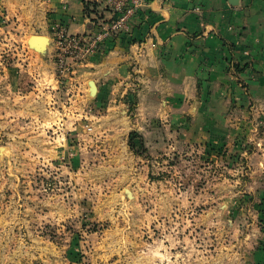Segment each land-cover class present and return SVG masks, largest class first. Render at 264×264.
I'll return each instance as SVG.
<instances>
[{
	"label": "crops",
	"instance_id": "0c3cea01",
	"mask_svg": "<svg viewBox=\"0 0 264 264\" xmlns=\"http://www.w3.org/2000/svg\"><path fill=\"white\" fill-rule=\"evenodd\" d=\"M1 17L6 21L0 33L17 35L32 54L25 69L35 81L32 95L64 92L63 119L51 121L49 130L53 144H62L65 161L86 156L134 175L144 166L148 175L149 166L179 155L199 162L198 172L214 179L218 164L230 166L229 153L239 139L248 143L251 150L242 153L240 167L218 177L227 183L234 175L250 198L240 211L252 232L228 242H236L232 247L242 264H264V0H150L99 53L79 63L68 59L63 80L55 74L53 29L92 35L114 18L105 0H0ZM33 35L48 38L45 52L30 49ZM5 78L18 86L23 77L9 68ZM218 149L225 155L217 156ZM187 206L189 217L179 219L191 228L186 264H198L199 229L206 227L207 241H213L216 220L201 219L198 212L194 217L199 210ZM204 206L213 212L214 198ZM210 252L215 249L207 245L206 264Z\"/></svg>",
	"mask_w": 264,
	"mask_h": 264
},
{
	"label": "rangeland",
	"instance_id": "374dc122",
	"mask_svg": "<svg viewBox=\"0 0 264 264\" xmlns=\"http://www.w3.org/2000/svg\"><path fill=\"white\" fill-rule=\"evenodd\" d=\"M30 63L32 54L18 36L0 33V264H186L191 228L179 219L189 217L192 203L199 210L194 217L198 212L201 219L216 220L213 241H207L206 227L199 229L198 264H206L207 245L215 249L210 264H242L228 237L252 232L240 211L250 198L234 175L227 183L218 176L240 167L248 143L239 139L230 166L218 164L214 179L198 172L199 162L179 155L149 166L148 175L144 166L134 175L86 156L65 161L62 144H53L49 130L51 121L63 119L64 92L32 95L35 81L25 70ZM54 65L63 80L55 58ZM9 68L21 70L18 86L5 80ZM221 154L223 149L216 150ZM208 186L214 194L208 195ZM213 198L216 208L207 214L204 205Z\"/></svg>",
	"mask_w": 264,
	"mask_h": 264
},
{
	"label": "built area",
	"instance_id": "2783aa9c",
	"mask_svg": "<svg viewBox=\"0 0 264 264\" xmlns=\"http://www.w3.org/2000/svg\"><path fill=\"white\" fill-rule=\"evenodd\" d=\"M150 0H105L114 18L99 25L92 35H69L63 27L54 28L55 59L60 77L69 72L68 59L82 62L88 56L99 53L106 42L127 30L128 20L135 16Z\"/></svg>",
	"mask_w": 264,
	"mask_h": 264
},
{
	"label": "water",
	"instance_id": "95a60500",
	"mask_svg": "<svg viewBox=\"0 0 264 264\" xmlns=\"http://www.w3.org/2000/svg\"><path fill=\"white\" fill-rule=\"evenodd\" d=\"M48 44V38L43 36L33 35L28 39L29 47L39 53L45 52Z\"/></svg>",
	"mask_w": 264,
	"mask_h": 264
},
{
	"label": "trees",
	"instance_id": "16d2710c",
	"mask_svg": "<svg viewBox=\"0 0 264 264\" xmlns=\"http://www.w3.org/2000/svg\"><path fill=\"white\" fill-rule=\"evenodd\" d=\"M129 146H130L131 149H135V145H134V143L132 142V139L129 140ZM140 147L143 148V147H142V142H140Z\"/></svg>",
	"mask_w": 264,
	"mask_h": 264
}]
</instances>
